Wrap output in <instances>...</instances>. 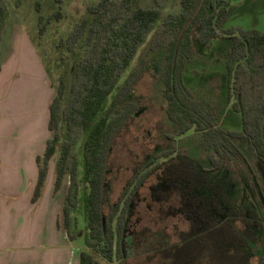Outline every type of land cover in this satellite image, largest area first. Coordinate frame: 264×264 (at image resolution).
Instances as JSON below:
<instances>
[{
  "label": "trees",
  "instance_id": "trees-1",
  "mask_svg": "<svg viewBox=\"0 0 264 264\" xmlns=\"http://www.w3.org/2000/svg\"><path fill=\"white\" fill-rule=\"evenodd\" d=\"M210 2L203 0L199 6L200 0H179L177 11L165 13L160 3L145 6L138 0H98L87 5L86 13L58 40V44L70 53L73 68L69 77L64 74L54 86L48 118L51 135L43 153L36 156L38 176L31 200L35 202L41 195L49 162L53 160V191L61 186L65 175L69 177L61 223L70 238L74 237L71 227L76 222L66 202L74 207L78 198V153L75 149L78 143L82 180L87 184L83 195L85 247L79 251L78 264H107L112 262L113 256L120 258L112 227L115 209L108 215L103 214L104 189L112 147L134 118L133 89L153 53L164 52L162 82L169 119L177 123L181 131L188 130L192 123L203 130L200 144L205 149L218 151L219 145L228 142L223 131L212 128V122L193 100L183 81V70L193 54L188 36L191 25L200 21L199 39L206 40L216 34L212 19L218 15L217 20H223L232 8L209 10ZM195 12L177 43L184 23ZM7 14V5L0 0V38ZM61 15L60 10L46 17L39 13V33L44 32L45 24L52 17L59 19ZM137 51L135 63L118 84ZM225 67L231 88L240 98L242 130L264 156L259 134L264 107V34L246 30L241 37H234ZM228 144L236 152L232 142ZM161 174L173 186L181 188L178 210L186 225L177 231L176 241H157L134 264H250V255L244 245L246 238H252V231L248 226L237 224L234 209L220 206L221 187L216 189L210 185L209 199L204 194L196 195L194 189L206 188L209 184L205 173L182 153L163 162ZM126 207L125 201L117 216V241ZM167 210L168 206L160 208L159 218H163ZM260 261L264 264V256ZM117 264L126 263L121 259Z\"/></svg>",
  "mask_w": 264,
  "mask_h": 264
},
{
  "label": "rangeland",
  "instance_id": "rangeland-1",
  "mask_svg": "<svg viewBox=\"0 0 264 264\" xmlns=\"http://www.w3.org/2000/svg\"><path fill=\"white\" fill-rule=\"evenodd\" d=\"M7 5V21H16L11 24V43L16 54L19 47L26 48L27 41L36 49L37 54L45 67H49V79L53 87L58 85L59 78L64 74L69 77L73 68L70 53L65 51L58 40L67 35L73 24L85 13L87 5L98 0H4ZM233 1V0H232ZM142 5L149 6L156 3L162 5V11L167 13L176 11L178 0H138ZM238 10H235L224 21V27L255 28L264 31V0H242ZM39 9V10H37ZM55 10L61 11V17H52L46 24L42 34L39 33L37 16L42 13L45 17L52 15ZM10 22V23H11ZM198 28L191 32L192 42L196 53L186 68L184 82L195 95L202 93L204 99L211 98L214 101L219 98L221 76L218 69L223 60L222 53H206L204 47L196 40ZM27 37V38H26ZM28 39V40H27ZM29 47V44H28ZM139 51L135 54L130 65L119 78L122 82L127 71L135 63ZM160 53H153L150 66L145 71L142 79L134 90V95L142 97L145 109L139 113L128 125L121 137L117 139L110 154L109 170L104 189L103 211L108 215L113 208L118 211L122 207V201L129 199L126 207V218L122 229V253L120 256L130 264L136 262L140 254L148 251L158 238L166 241L176 239V231L184 227V222L173 201L163 200V194L167 190L172 195H177V190L170 188L165 178L159 174L161 162L167 157L173 156L176 151H183L199 168H210L205 152L196 145V137L193 130L186 133H178L176 125L167 118L165 101L155 82H158L159 74L155 69L160 68ZM10 59V60H11ZM213 69L216 73L213 74ZM197 70V74L193 72ZM69 80V79H68ZM55 90V88H54ZM113 90L112 93L115 92ZM222 127L236 128L238 119L234 113L224 118L220 123ZM264 133V118H263ZM239 147L246 150V143L238 141ZM75 146L77 157V202L70 208L71 232L75 235V246L84 248V234L86 233V218L83 195L87 190V184L82 180L83 165L81 154ZM170 154H162L170 152ZM255 170L260 174L262 189L259 190L253 184L247 167L242 165L234 157H229L219 168L210 170L209 181L220 183L227 196V201L235 207L243 221L253 223V239H246L245 248L250 254V264H257L264 251V163L260 159L249 156ZM53 165L54 162L51 160ZM54 179V178H53ZM69 177L65 175L62 188L67 194ZM198 193L209 195V190H199ZM66 196H64L65 198ZM169 204V210L163 218H159L160 208ZM167 207V206H165ZM117 214L113 219V227ZM238 220L240 225L244 224ZM143 238L141 239V237ZM121 258L113 257L112 262L117 264Z\"/></svg>",
  "mask_w": 264,
  "mask_h": 264
},
{
  "label": "crops",
  "instance_id": "crops-1",
  "mask_svg": "<svg viewBox=\"0 0 264 264\" xmlns=\"http://www.w3.org/2000/svg\"><path fill=\"white\" fill-rule=\"evenodd\" d=\"M10 22L0 38V264H78L79 246L61 223L65 192L62 186L53 191L51 160L41 195L31 200L36 156L51 135L49 104L55 90L28 39L26 48L17 50L16 63L11 59L16 21Z\"/></svg>",
  "mask_w": 264,
  "mask_h": 264
},
{
  "label": "flooded vegetation",
  "instance_id": "flooded-vegetation-1",
  "mask_svg": "<svg viewBox=\"0 0 264 264\" xmlns=\"http://www.w3.org/2000/svg\"><path fill=\"white\" fill-rule=\"evenodd\" d=\"M257 1L258 0H255V2H257ZM202 2H203V0H200L199 6L201 5ZM241 2H242V0H233V1L232 0H211V2L208 4V9L209 10H212L213 8H216V10L220 9V10L225 11V10H228L230 7H232L231 11L226 15V17L223 20H219L218 21L217 20L218 19V15H217V18L214 17L212 19V24L215 26L216 34L214 36L209 37L206 40H200L199 39V36H200V33H201L200 21H195L191 25L190 30L188 32V36L190 38V41H191V44H192V48H193V54H192V56L190 58L191 59L190 61H192L197 56L196 53H195V50H194L192 37H191V32H192V30L194 28H198V32L196 34V40L198 41V43L200 45H202L204 47V49L206 50L205 51L206 53H208V52L209 53H212V52H216V53H218V52L220 53L221 52L222 53L223 60H222V63H221V68L218 69V74L221 76V80H222V81H220V85H219L220 92H221L219 98L216 99L215 101L213 99H211V98L204 99L202 97V93H200L197 96V95H195L194 93L191 92L190 88H189V91H190V95L193 98V100L198 103V105L202 109L203 113H205L206 117L209 118L210 121L212 122V128L213 129H218V130L223 131L225 133V134L224 133L223 134L227 138V141H228L227 143L225 142L224 144L219 145V150L218 151H216L213 148L212 149H205L200 144V139L203 137L202 136L203 130H200L199 128H197V126H195L194 123H192L188 130L181 131L179 129V127H178V124L169 119V117L167 115V101H166V99L164 97V93H163V85L164 84L162 82V74H163L162 65H163L164 52L162 50L157 52V53H160V58H159V63H160L159 66H160V68L158 67V69H155V71L159 74L158 82H155V84H156V86H158V88H159L158 90L161 92V95H162V97H163V99L165 101V112H166L167 118L176 125L177 131L180 134L186 133L189 130H193V134L196 137V145L203 152H205L207 160L211 164V166H210V168H199L198 165L188 155H186L183 151H176L174 155H176L177 153H182L184 156H186L196 166V168L199 171H202L203 173H205L206 179H207L208 184H209V187L208 186L206 187V188H208L207 190H209V195L206 196L204 194L205 197H207V199H209L210 193H211L210 185H213L216 189L218 187H221V195H220V198H218V202H219L220 206L222 208L226 209V210H229V208L234 209V211L236 212L237 224L240 227L248 226V228L252 231L251 226L253 225V223H251L250 221H243V219H241V217L238 215L237 209L235 207H233L232 205H230L229 201H227V199H226L227 196L225 195V191H224L222 185L220 183H211L209 181V175H208L210 170H211V168L212 169L219 168L223 164V162H225L229 157H234L242 165L247 167V170L249 172L250 177L252 178V181H253V184L255 185V187L258 188L259 190L262 189L260 174L255 170V168L253 167L251 162L248 160V158H249V156H252V157H254L256 159H260L264 163V156L260 152H258L256 150L255 145L253 143H251L247 133L242 130V117H241V111H240V98H239V95L234 93L232 88H231V84L232 83L228 79V68L225 67V59H226V57H227V55H228V53H229V51L231 49V44L233 42L234 37H241V33L243 31H246V30H254V31H256V32H258L260 34H264V31H260V30H257L255 28L243 29V28H235V27H228V28L224 27L223 23L230 16V14H232L235 10H238L240 7H243L241 5ZM178 9H179V0H178V8H177V10ZM196 12H197V10H196ZM196 12L194 14H192V16L190 18H188L187 21L184 23V25H183V27H182V29H181L178 37H177V43L181 40V38H182L186 28L188 27V25L191 24L192 19L195 16ZM5 22H6V20H5ZM152 56H153V54L151 55V57ZM151 57H150V60H151ZM150 60H149V62L147 64V67L145 68V71L150 66ZM185 70H187V69L185 68L183 70V81H184V77H185V74H184ZM128 71H127V73H128ZM145 71H144V73H145ZM195 71L197 72V70H194L193 72H195ZM196 72H195V74H197ZM127 73H126V75H127ZM214 73H216V72L213 69V74ZM141 79H142V77H141ZM139 81L135 85V87L133 89V93H134V90H135L136 86L138 85ZM186 86H188V85H186ZM132 98H134V101H135V104H136V109L134 110L135 111L134 112V118H135L139 113L143 112V110L146 107H145V104L143 103V100H142L141 96L135 94ZM263 106H264V94H263ZM231 113H234L236 115V117L238 119V126L236 128L222 127L220 125V123L222 122V120L224 118H228ZM263 118H264V107H263V110H261L260 124H259L260 139H261V141H262V143L264 145ZM229 133H232L233 135H230ZM238 141H240V142L244 141V143H246L247 147H246L245 151L242 150L239 147V144H237ZM229 142H232V144L235 147L236 152L232 151L229 148V144H228ZM170 153H171V151L167 152V153L164 152L162 154H166L167 155V154H170ZM210 154H212L211 157H210ZM173 156H169L164 161L161 162L159 174H160L161 177L166 179V181H167L168 185L170 186V188H173V189L177 190V195L176 196L172 195L173 193H172L171 190H167L163 194V200L166 201V202L173 201L175 206H176V208L178 209V206L180 204L179 203V198H180V194H181V188L179 186L178 187L173 186L167 180V178L162 176V174H161L162 173L163 162H165L166 160H168L170 157H173ZM212 157H213V159H212ZM206 188L194 189L193 192H195L196 195L197 194H203V193H198V191L199 190H205ZM125 201L127 202V206H128L129 199L128 198L124 199L122 201V204ZM166 202H162V203L165 206H168V208H169L170 206ZM103 204H104V202H103ZM165 206H163V207H165ZM121 208L122 207H120L119 210H121ZM111 211H109V212H111ZM117 212L118 211L115 210V215L117 214ZM178 212H179V210H178ZM103 214H106V213L103 211ZM118 214H117V216H118ZM115 215H113V219H114ZM180 216L182 217L181 213H180ZM125 218H126V210H125ZM182 219H183V217H182ZM238 220H241V221H243L245 223L240 225V223H238ZM124 221H123V223L121 225V228H120L121 234H120V238H119L118 241L116 239V235H117L116 234V223H115V226L113 227V221H112V227H113V230H114V239H115L116 244H118L121 253H122V243L121 242L123 240L122 239V229H123ZM116 222H117V217H116ZM183 222L185 224L184 220H183ZM185 225H184V227H185ZM180 229H182V228H180ZM177 231H176L175 235H177ZM142 238H143V236L141 237V239ZM73 239H75V235H74ZM176 239H177V237H176ZM176 239L174 241H176ZM246 239H250V240L253 239V231H252V238H246ZM246 239H245V243H246ZM157 241H165V240L162 239V238L161 239L158 238L156 240V243H157ZM168 242H170V241H168ZM156 243H154L153 246ZM152 247L148 251H150L152 249ZM244 247H245V245H244ZM245 250H246V248H245ZM148 251H146V252H148ZM146 252H144L143 254H140L137 258L143 256ZM262 256H264V251H263L262 255L259 257V259L257 261L258 262L257 264H261L260 260H261ZM113 257H115L116 259H119V257L118 258L116 256H113ZM120 258L122 259V256H120ZM122 260H124V259H122ZM124 262L126 264H130V263H128V261L124 260ZM249 262H250V258H249Z\"/></svg>",
  "mask_w": 264,
  "mask_h": 264
}]
</instances>
